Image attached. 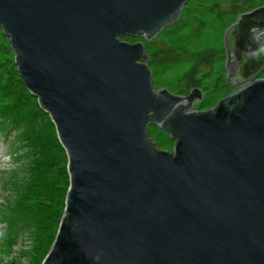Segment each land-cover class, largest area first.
I'll list each match as a JSON object with an SVG mask.
<instances>
[{"label":"water","instance_id":"water-1","mask_svg":"<svg viewBox=\"0 0 264 264\" xmlns=\"http://www.w3.org/2000/svg\"><path fill=\"white\" fill-rule=\"evenodd\" d=\"M188 1L0 0L19 73L68 157L41 264H264V6L225 30L236 89L205 111L200 88L155 90L144 43L120 39L155 38Z\"/></svg>","mask_w":264,"mask_h":264},{"label":"rangeland","instance_id":"rangeland-1","mask_svg":"<svg viewBox=\"0 0 264 264\" xmlns=\"http://www.w3.org/2000/svg\"><path fill=\"white\" fill-rule=\"evenodd\" d=\"M261 6L264 0H189L180 18L155 38L120 39L144 43L155 90L187 95L200 88L203 98L193 110L205 111L236 89L226 78L225 30L239 14ZM6 108L11 126L6 136L0 127V264H41L65 209L68 157L51 116L26 88L0 27V110ZM149 136L159 149L174 150L176 140L158 125L150 124ZM18 196L26 212L14 207Z\"/></svg>","mask_w":264,"mask_h":264},{"label":"trees","instance_id":"trees-1","mask_svg":"<svg viewBox=\"0 0 264 264\" xmlns=\"http://www.w3.org/2000/svg\"><path fill=\"white\" fill-rule=\"evenodd\" d=\"M125 38H127V39H132V36H130V35H127V36H125ZM9 109H7L6 108V110L5 111H2V110H0L1 112H0V127H1V130L3 131V135L4 136H6V134H7V132H8V130H9V122L11 121V120H6L7 119V117H8V114L6 113L7 111H8ZM9 113H11L12 114V112H9ZM5 116V117H4ZM13 121H16V122H19V120H13ZM154 125H156V124H154ZM11 126V125H10ZM62 148V147H61ZM63 149V148H62ZM19 154L20 153H18V156H19ZM15 201H16V205L14 206V207H16L17 205H20V206H22L23 204H22V197H17V198H15ZM25 205V204H24ZM23 205V206H24ZM20 207L19 209H18V212L19 213H21V212H26V209L25 208H27V207ZM16 209V208H15Z\"/></svg>","mask_w":264,"mask_h":264},{"label":"flooded vegetation","instance_id":"flooded-vegetation-1","mask_svg":"<svg viewBox=\"0 0 264 264\" xmlns=\"http://www.w3.org/2000/svg\"><path fill=\"white\" fill-rule=\"evenodd\" d=\"M263 71H264V67H263V69H262L261 73H262ZM261 73H260V74H261ZM260 74H259V75H260ZM233 76H234V75H233ZM230 84H231V83H230Z\"/></svg>","mask_w":264,"mask_h":264}]
</instances>
